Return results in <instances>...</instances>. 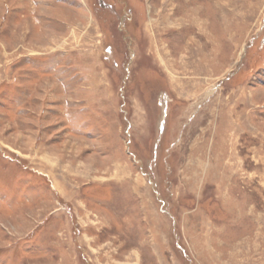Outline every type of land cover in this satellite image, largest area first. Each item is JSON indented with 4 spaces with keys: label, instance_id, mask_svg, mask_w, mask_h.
Listing matches in <instances>:
<instances>
[{
    "label": "rangeland",
    "instance_id": "rangeland-1",
    "mask_svg": "<svg viewBox=\"0 0 264 264\" xmlns=\"http://www.w3.org/2000/svg\"><path fill=\"white\" fill-rule=\"evenodd\" d=\"M0 264H264V0H0Z\"/></svg>",
    "mask_w": 264,
    "mask_h": 264
},
{
    "label": "bare ground",
    "instance_id": "bare-ground-1",
    "mask_svg": "<svg viewBox=\"0 0 264 264\" xmlns=\"http://www.w3.org/2000/svg\"><path fill=\"white\" fill-rule=\"evenodd\" d=\"M217 1H218V0H217ZM168 19H169V18H168ZM152 27H154V26H152ZM192 44H193V43H192ZM193 47H194V45H193ZM189 48H190V47H189ZM189 48H188V49H189ZM188 49H187V50H188ZM196 49H197V48H195V50H196ZM192 50H193V49H192ZM186 52H187V51H186ZM190 52H191V51H190ZM192 52H193V51H192ZM188 53H189V52H188ZM192 54H193V53H192ZM187 55H188V54H187ZM189 56H190V55H189ZM192 57H193V56H192ZM162 58H163V57H162ZM190 59H192V58H190ZM185 60H186V59H185ZM164 61H165V60H164ZM183 61H184V60H183ZM188 62H189V61H188ZM194 64H195V63H194ZM193 67H195V66H193ZM191 71H192V70H191ZM196 71H197V70H196ZM200 72H201V71H200ZM202 72H203V71H202ZM187 73H188V72H187ZM189 73H190V72H189ZM189 73H188V74H189ZM192 73H193V71H192ZM144 146H145V145H144Z\"/></svg>",
    "mask_w": 264,
    "mask_h": 264
}]
</instances>
